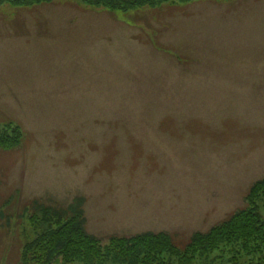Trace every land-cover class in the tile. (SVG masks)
Instances as JSON below:
<instances>
[{"label":"rangeland","instance_id":"obj_1","mask_svg":"<svg viewBox=\"0 0 264 264\" xmlns=\"http://www.w3.org/2000/svg\"><path fill=\"white\" fill-rule=\"evenodd\" d=\"M5 2L0 128L24 137L0 149V264L44 229L34 204L82 198L92 236L163 232L180 249L245 208L264 179V0Z\"/></svg>","mask_w":264,"mask_h":264},{"label":"trees","instance_id":"obj_2","mask_svg":"<svg viewBox=\"0 0 264 264\" xmlns=\"http://www.w3.org/2000/svg\"><path fill=\"white\" fill-rule=\"evenodd\" d=\"M2 1V0H1ZM203 0H81L91 9L128 14L163 4H189ZM22 8L50 4L52 0H7ZM22 130L11 123L0 128V149L18 148ZM246 206L206 233H195L178 248L167 233H142L101 240L86 230L82 198L66 210L29 207L42 218L44 229L21 252L19 264H264V179L255 182L245 196ZM35 213V214H34ZM31 216V217H32Z\"/></svg>","mask_w":264,"mask_h":264}]
</instances>
